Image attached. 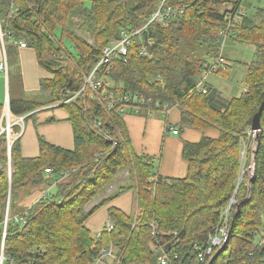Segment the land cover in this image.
Instances as JSON below:
<instances>
[{"label": "trees", "instance_id": "trees-1", "mask_svg": "<svg viewBox=\"0 0 264 264\" xmlns=\"http://www.w3.org/2000/svg\"><path fill=\"white\" fill-rule=\"evenodd\" d=\"M86 1L0 0L5 47L11 50L20 40L35 50L38 62L51 73L41 87L53 92L54 101L60 103L67 92L81 88L83 75L110 41L141 30L131 41L127 62L113 63L107 79L111 88L105 86L103 92L176 103L178 123L202 135L196 142H183L187 172L177 179L159 175L153 158L131 147L122 120L130 111L98 112L115 144L95 131L90 119L97 105L88 93L62 105L71 124V149L39 139L38 156L24 158L21 136L11 140L8 151L7 138L1 134L0 223L8 197L9 217L23 218L22 223H7L4 255L8 263L96 264L100 249L112 244L119 264H158L161 255L167 256L169 264H198V253L208 236L223 225L229 208L226 247L213 264H264V110L257 142L250 131L264 102V9L258 11L260 22L255 24L241 13V0H89V7ZM223 3H232V9L220 13ZM161 5L183 7V12L143 29ZM57 27L70 49L63 41L54 45L52 34ZM228 39L256 48L247 65L246 91L230 100L221 99L208 86L206 94L197 92L201 74L222 56ZM150 42L153 45L148 48ZM142 48L145 56L139 54ZM33 107L28 101H9L13 117L24 116ZM2 109L1 105L0 118ZM204 131H215V135H204ZM17 135L11 131V136ZM243 150L245 164L252 162L253 170L251 177L245 174L239 182ZM49 168L55 175L68 171V177L54 186L49 197H40L22 210L23 199L42 192L55 179L45 174ZM123 169L127 183L87 212L86 206ZM127 192L134 197L137 214L126 215L110 206ZM108 205L113 228L109 231L106 224L93 237L86 223ZM150 223L156 225V237L151 235Z\"/></svg>", "mask_w": 264, "mask_h": 264}, {"label": "crops", "instance_id": "crops-1", "mask_svg": "<svg viewBox=\"0 0 264 264\" xmlns=\"http://www.w3.org/2000/svg\"><path fill=\"white\" fill-rule=\"evenodd\" d=\"M241 13L244 14L243 11H241ZM228 41H232V40L228 39L225 42V44H224L225 46L223 45L224 51L228 45H231V44H229ZM13 45L14 46L12 47L11 50H9L7 47H5L7 71H6V73L0 72V76L1 75L3 76V78H0V106L2 105V107H3V104H5V106H6L7 103L9 105V101L22 100V101L31 102L33 104L34 107L29 113L37 111V110L42 109V108H46V107H50L51 110L62 109L64 111V117H62V116L51 117L49 119V123H51L52 125L47 126L48 127L47 133L50 136L59 137V136H63V135H60L58 132H60L61 130H65V135L63 136V141L66 140L67 137L70 136V134H71V137H70L71 142L70 143H72L71 124L66 120V112L62 108L63 107L62 105H64L62 103L65 100V96L62 98L64 100H61L60 103H57L56 101H54L55 96H52L53 92H50L49 90H46V89L45 90L42 89L41 81L48 79L50 76H48L47 72L44 71L45 68L43 69L41 64L38 62L37 54L33 48H30V47L19 48L18 45L14 44V43H13ZM237 45H241V44L237 43ZM237 45H233V46H237ZM237 47H239V46H237ZM9 55L10 56L15 55L16 57H18L19 58V64H20V62H27L29 64H32L35 73L38 75L37 84L34 83L33 84L34 87L27 88L26 87V78H25L23 80V86H24L25 92H11L10 81L8 80V68H9V66H8V58L7 57ZM2 59H3V51H2L1 45H0V62L2 61ZM223 59H224V57H223ZM20 68H21V66H20ZM222 72H220V73H222ZM210 75L211 74H209L208 76H210ZM208 76L204 80V87L207 88V86H208L211 89L215 90L219 94V97L221 99L230 100V99H226L225 97H223L222 94L217 89H215L212 85H209V83L206 82L208 79ZM38 91H45L44 92V93H46L45 99L48 98V100L43 104H41L40 102L31 101L28 99V97L31 95H33L34 97H40V94L42 92H38ZM245 91H246V86L243 89V93ZM240 96H238V97H240ZM41 97L44 98V96H41ZM178 109H179V107L176 108L175 110H173V112H171V114L168 115L167 119L164 118L159 112H154L151 115H148L145 112H141V113L136 115V114H132V112L130 111V113L123 115L122 120L124 121V126L126 129L127 135L129 137L131 147L135 150V152L145 154L147 157L153 158L154 165H155V162L158 163L156 170L159 173V175H161L162 177L180 179V178H184L186 175V172H187V164L184 161L182 154H181L183 142H185V141L196 142L200 139L202 133L197 131V130L190 129V130H193L196 132V133L194 132L195 134H189L190 139H186L184 136H182L180 138V135H185L186 133H188V131L187 130L180 131L176 127V126L180 125L178 123L179 122ZM2 113H3V111H2ZM2 113H1V115H2ZM10 121L13 123V121H15V117L12 116ZM167 122L174 129H176L178 131L177 135H173L171 133L165 132L164 127H165V124ZM1 125H5V122L2 121ZM17 127H18V125L12 126L11 131L13 132V134H18ZM206 131H204V133H203L204 135H207V133H208V134H210L209 136L214 137L215 131H209L207 133H206ZM190 133H192V132H190ZM70 138H69V140H70ZM46 142H48V141H46ZM38 143H39V140H38ZM48 143L53 144L51 142H48ZM19 145H20V152H21L22 157L34 158V157L38 156L39 144H38L37 154L34 156L26 155L25 153H23L24 151L22 150L23 148L21 147V138L19 140ZM65 149H68V148H65ZM8 173H9V171H8ZM109 186L106 189V192H105L106 195H109V194L111 195V194H113L112 192H114L116 190V189H114L108 193ZM47 189H49L51 192L54 188H50V184H49L48 186H46L42 189V192L44 190H47ZM42 192L41 191L33 192L31 195H29L25 199H23L19 203L22 210L25 207H27V206L29 207L33 203H36L38 200H40V197L42 196ZM127 193L128 194H126V196L122 195L119 198L115 199L111 203L110 206H114V207L120 209L126 215L137 214L136 213V206L134 203V197H133L131 192H127ZM106 195L103 196L102 198H99L97 201L90 202L86 206V211L87 212L90 211L98 202H100L102 199L106 198ZM8 200H9V198H8ZM107 207H109V205L105 206L104 208L95 212L88 219L86 225L90 229V231H94L96 234H98V232H100V230L107 223L110 222V220L108 219V214L106 212ZM5 214H6V203H5V208H4V217H5ZM16 216H18V215H15L13 217L12 216L9 217V207H8V212H7L8 219L13 220V218ZM2 222L0 223V227H1ZM109 224H111V222ZM96 225H98V226L96 227Z\"/></svg>", "mask_w": 264, "mask_h": 264}, {"label": "built area", "instance_id": "built-area-1", "mask_svg": "<svg viewBox=\"0 0 264 264\" xmlns=\"http://www.w3.org/2000/svg\"><path fill=\"white\" fill-rule=\"evenodd\" d=\"M182 12H183V7L174 6V7L163 8V6L161 5L159 9L151 15L149 21L146 23L143 29L152 23L162 22L164 19H168V18H174L178 14H181ZM226 28L228 29V27ZM140 32L141 30L134 31L131 34L128 33L123 34L119 40L110 41L102 49L99 59L95 62V64L90 69V71L87 74L83 75L82 77L83 84L81 88L77 91H74L72 94L67 92V95H65V100L62 103V104H70L84 93H88L89 98L93 99L97 105V109L94 111V115H92L90 119L92 128L95 131L101 133L103 136H105V138L112 140L114 144H115L114 142L115 139L114 138L110 139L111 136L108 134L107 128L103 126V123L101 122L98 116L99 110L110 111L116 109L118 110L119 114H124L126 113L127 110H132V112L136 115L141 112H145L148 115L154 112H159L164 118L167 119L168 115H170L171 112L178 107V104L176 103L161 102L159 100H154L151 97H146L138 94H133L131 96H126V95L122 96V95H115L112 92L109 93L103 92L105 86L110 87L109 83H107V79L109 78V75L112 72L113 63L115 61H120L122 63L127 62L128 50L129 47L131 46V41L133 40L134 37L140 35ZM225 33L226 32H224V36H223L224 38L226 37ZM4 38H5V34L1 31L0 28V45L3 51V59L0 62V72L6 73L7 63H6ZM14 44L18 45L19 48H26V43L24 41L19 40L17 43ZM152 45L153 42L148 43V48L152 47ZM139 54L145 56L146 52L142 48L140 49ZM226 67H227L226 62L222 56L217 57L213 62H211L210 65L205 69L202 78L197 84L196 87L197 92L206 94L207 89L204 87L205 77L209 74H216L218 72L224 71ZM24 116L15 117V121L12 123L10 121L12 116L9 111L8 103L3 109V113L0 119V135L5 134L7 141L9 143L8 151H10L11 142L19 137V136L18 137L15 136L16 138H14L13 136H11V128L14 125H19L20 123H22V121H24L25 119L23 118ZM2 121L5 122V125H1ZM164 130L166 133H171L173 135L178 134V132L172 126H170L168 122L165 124ZM118 136L120 135L118 134ZM8 171L10 175V169ZM45 174L48 176H53L55 178L50 183V188H52L55 185H57L60 181L68 177L69 173L68 171H60L58 174L55 175L53 169L49 168L45 170ZM49 196H50L49 189L44 190L42 192L41 197L47 198ZM8 198L6 201V214L1 224L2 229L0 233V264H3L4 260L6 259L4 255V243L6 238V226L9 220L7 217V212L9 207ZM13 221L22 223L23 218L21 217V215H18L13 218ZM228 226H229L228 224L224 223L222 226L217 228L212 235L208 236L205 247L197 255L198 264H207L208 259L213 255V253L216 250L220 249L223 246V244L227 242ZM150 227L152 229L151 235L153 237H156L158 235V232L156 230V225L150 223ZM106 228H108V230L110 231L112 230L113 225L107 223ZM112 263L119 264V260L114 252V247L112 246V244H109L108 246L100 249L96 257V264H112ZM158 264H169V261L167 260V256L161 255L160 257H158Z\"/></svg>", "mask_w": 264, "mask_h": 264}, {"label": "rangeland", "instance_id": "rangeland-1", "mask_svg": "<svg viewBox=\"0 0 264 264\" xmlns=\"http://www.w3.org/2000/svg\"><path fill=\"white\" fill-rule=\"evenodd\" d=\"M89 6H90V1L87 0L86 7ZM231 9H232V3H223L220 4L219 6L220 13H223L226 10L230 11ZM262 9H264V0H241L240 10L244 12L247 18L253 20L255 24H258L260 22V20L257 18V13ZM76 34L81 38L88 40V37L83 32L76 31ZM52 39L54 41L53 42L54 45L57 42L63 41L62 45L70 49V43L66 39L62 40L61 29L59 27H57L54 30L52 34ZM228 42L231 45H228L225 51H224V46H225L224 45L221 51V54L226 61V65H227L226 69L222 73L212 74L208 76L206 82H208L209 85H212L215 89H217L226 99H232V98H238V96H240L243 93V89L245 88L247 65H249L253 61L256 48L254 45H237V43H234L233 41H228ZM233 45H237L239 47ZM7 58H8V66H9L8 80L10 81L11 92H25L23 86V80L25 78H26L27 88L34 87L33 86L34 83L37 84L38 75L35 73L32 64H29L27 62H20L19 64V58L16 57L15 55H11V56L9 55ZM44 71L47 72L48 76H51V73L48 72L46 69H44ZM1 76L0 78H3V76L2 77ZM38 92H42L40 94V97H34L33 95H31L28 97V99L31 101L40 102L41 104L45 103L48 100V98L45 99L46 97V93H44L45 91H38ZM41 96H44V98ZM3 108H5V104H3ZM130 111L132 112V110ZM132 114L134 113L132 112ZM58 116L64 117V111L62 109L51 110L50 107H46L31 112L23 117L26 119L22 121V123H20L17 127L18 136L19 137L21 136V147L23 148L22 149L24 151L23 153L32 156L36 155L38 151L39 139L51 142L54 145L60 146L62 148H68V149L72 148V143H70L71 134L70 136L67 137L66 140L63 141L65 130H61L60 132H58L60 135H63L59 137H53L47 133L48 130L47 126L52 125L51 123H49V119L51 117H58ZM176 127L180 131H185V130L188 131V133H186L185 135H180V138L184 136L186 139H190L189 134L196 133L195 131H193L194 129L190 130L191 128H185L182 125H178ZM245 160L246 157L243 150L241 152V171L238 177L239 182L242 181L245 174H247L248 176L252 175V171L249 168L250 162L249 164L248 163L245 164ZM157 166L158 163L155 162L156 169ZM127 180H128L127 170L123 169L116 175L113 183L109 186L108 193L116 189L114 192H112L113 194H115L120 186H123L127 183ZM52 192H54V189L52 190ZM105 192L106 190L102 192L100 195H98L94 201H97L99 198L105 196L106 195ZM126 194L128 193H125L124 196H126ZM108 196H110V194L106 195V197ZM97 226L98 225H96V227ZM95 234L96 233L94 231H91V235L93 237L95 236ZM3 264H12V263H8V261L5 259Z\"/></svg>", "mask_w": 264, "mask_h": 264}, {"label": "water", "instance_id": "water-1", "mask_svg": "<svg viewBox=\"0 0 264 264\" xmlns=\"http://www.w3.org/2000/svg\"><path fill=\"white\" fill-rule=\"evenodd\" d=\"M264 110V102L262 103V105L260 106L257 114L254 116L253 120H252V125L250 128V131L254 134L255 141H258V134L259 131L261 130V126H260V116L262 114ZM226 247V244H223V246L214 254V256L210 259V261L207 264H213L214 260L216 259V257L218 256V254L224 250Z\"/></svg>", "mask_w": 264, "mask_h": 264}, {"label": "bare ground", "instance_id": "bare-ground-1", "mask_svg": "<svg viewBox=\"0 0 264 264\" xmlns=\"http://www.w3.org/2000/svg\"><path fill=\"white\" fill-rule=\"evenodd\" d=\"M137 40V39H136ZM134 42H135V40H134ZM235 201L234 200H231V205L233 204V205H235ZM228 213H229V208H227V210L225 211V221H224V223H226V224H228L227 223V219H228ZM223 223V224H224Z\"/></svg>", "mask_w": 264, "mask_h": 264}, {"label": "clouds", "instance_id": "clouds-1", "mask_svg": "<svg viewBox=\"0 0 264 264\" xmlns=\"http://www.w3.org/2000/svg\"><path fill=\"white\" fill-rule=\"evenodd\" d=\"M222 72V71H221ZM204 73V72H203ZM203 73L201 74V77L203 76ZM220 72H218V73H216V74H219ZM212 75V74H211ZM208 76V75H207ZM207 76L205 77V78H207ZM206 88V87H205ZM207 90H208V88H206ZM201 93V92H200ZM202 94V93H201ZM178 108V107H177ZM175 110V109H174ZM127 111H130V110H127ZM173 112V111H172ZM170 125V124H169ZM171 126V125H170ZM254 135V134H253ZM250 169H251V171L253 170V164H252V162H250ZM10 172H11V169H10ZM252 176V175H251ZM251 176H249V177H251ZM52 188H54V187H52Z\"/></svg>", "mask_w": 264, "mask_h": 264}]
</instances>
